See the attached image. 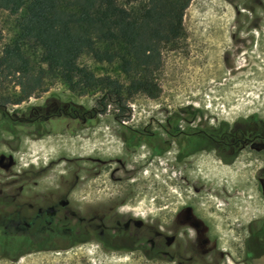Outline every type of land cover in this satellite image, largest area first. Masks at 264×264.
Wrapping results in <instances>:
<instances>
[{
    "label": "rangeland",
    "instance_id": "1",
    "mask_svg": "<svg viewBox=\"0 0 264 264\" xmlns=\"http://www.w3.org/2000/svg\"><path fill=\"white\" fill-rule=\"evenodd\" d=\"M0 27L3 46L17 32L15 15L1 10ZM81 61L98 74L124 77L116 64L96 63L88 57ZM163 61L160 96L137 93L129 99L125 112L113 102L100 112V93L79 95L61 81L20 104L0 106V201L24 205L26 196H37L45 187L77 184L87 196L86 207L80 208L83 212L99 202L107 206L102 210L114 211L109 206L123 200L130 203L116 212L149 218L156 211L165 212L171 200L176 207L186 204L189 196L199 199L179 172H171V153L161 151L146 160L150 148L145 144L133 152L124 150L120 122L140 128L149 123L150 131L167 137L168 122L181 123L188 117L199 122L211 116L214 122L218 115L264 116V0H192L184 16L183 38L177 46L164 48ZM67 104L77 106L81 116L85 110L94 115L87 118L88 123L68 130L61 121L74 120V114L60 115L56 109ZM98 146L101 151L95 149ZM214 163L199 159V169L188 173L191 181L200 179L201 170L214 171ZM257 166L253 165L254 170ZM239 168L232 176L217 179L222 180L219 188L229 191V199L223 192L221 200L219 191H207L199 205L217 222L214 210L224 214L222 218L228 216L222 220L232 224L223 226L237 227V232L246 234L250 222L259 225L264 217V196L257 190L253 168ZM246 168H250L248 172H241ZM13 207L0 204L2 213ZM220 207L226 209L220 211ZM20 211L25 213L24 208ZM259 263H264V256ZM0 264L164 263L132 253H108L95 243L24 252L14 239L7 241L4 250L0 243Z\"/></svg>",
    "mask_w": 264,
    "mask_h": 264
},
{
    "label": "flooded vegetation",
    "instance_id": "2",
    "mask_svg": "<svg viewBox=\"0 0 264 264\" xmlns=\"http://www.w3.org/2000/svg\"><path fill=\"white\" fill-rule=\"evenodd\" d=\"M56 109L60 115L72 116L75 113L72 116L74 120L61 121L68 130L88 123L87 118L94 115L90 110H85L81 116L78 109H74V113L63 106ZM120 123L121 129H124V150L133 152L145 144L150 148L146 160L161 151L171 153V172H179L182 181L200 198L204 192L215 190L219 191L221 200L222 192L227 199L231 196L226 187L219 188L222 180L219 182L206 177L209 172L204 174L201 171L200 179L191 181L188 173L199 169V159L211 160L215 162L213 166L216 169H228L230 172L240 170V165L252 168L258 165L255 170L253 168V176L256 177L257 190L264 196V116L257 113L231 118L218 115L214 122L211 116L199 122L188 117L181 123L168 122L165 130L167 137L162 136L160 131H150L149 123L142 128L127 122ZM95 149L101 151L99 146ZM249 169H242L241 172H248ZM80 191L77 184L58 185L45 187L37 196H26L24 205L18 201H0V204L14 206L5 213L0 210V236H4L2 249L7 241L14 239L24 252L95 243L108 253H132L150 262L164 264H236L238 261L242 264H261L259 261L264 256V248L255 247V241L260 236L253 231L254 222L248 224L246 234L237 232V227L226 228L223 224H232L223 221L228 216L223 219L224 214L214 210L219 222L209 218L213 215L200 207V198L189 196L186 204L176 207L171 200L165 206V212L156 211L154 217L144 218L116 212L121 205L130 203L123 200L109 206L114 211L102 210L107 206L99 202L98 205L90 204L83 212L80 208L86 207L84 199L87 196ZM20 208H24L25 213ZM6 224L9 225L7 232L4 231ZM224 229L234 232L223 233Z\"/></svg>",
    "mask_w": 264,
    "mask_h": 264
},
{
    "label": "trees",
    "instance_id": "3",
    "mask_svg": "<svg viewBox=\"0 0 264 264\" xmlns=\"http://www.w3.org/2000/svg\"><path fill=\"white\" fill-rule=\"evenodd\" d=\"M191 1L0 0L17 28L2 46L0 27V106L20 104L55 81L79 95L100 93V112L112 102L125 112L137 93L159 97L163 50L182 40ZM84 57L116 64L124 77L98 74ZM253 227L255 247L264 248V220Z\"/></svg>",
    "mask_w": 264,
    "mask_h": 264
},
{
    "label": "bare ground",
    "instance_id": "4",
    "mask_svg": "<svg viewBox=\"0 0 264 264\" xmlns=\"http://www.w3.org/2000/svg\"><path fill=\"white\" fill-rule=\"evenodd\" d=\"M213 15V14H212ZM220 19V18H219ZM215 23V22H214ZM224 23V20H223ZM219 24V23H218ZM220 26V25H219ZM219 32V31H218ZM237 110V109H236ZM233 111V110H232ZM235 111V110H234ZM230 113V112H229ZM36 145V144H33ZM84 154V153H83ZM24 159V158H23ZM202 171V170H201ZM198 174H203V172H198ZM205 174V172H204ZM207 174V173H206ZM232 172H230L228 169L225 170H220L218 169H214L213 172H211L210 174H207L206 177H208V179H219L220 177L224 176V175H228V176H232Z\"/></svg>",
    "mask_w": 264,
    "mask_h": 264
}]
</instances>
